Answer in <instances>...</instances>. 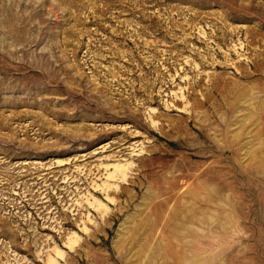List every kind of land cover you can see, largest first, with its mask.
<instances>
[{"label":"rangeland","instance_id":"rangeland-1","mask_svg":"<svg viewBox=\"0 0 264 264\" xmlns=\"http://www.w3.org/2000/svg\"><path fill=\"white\" fill-rule=\"evenodd\" d=\"M0 264H264V0H0Z\"/></svg>","mask_w":264,"mask_h":264}]
</instances>
